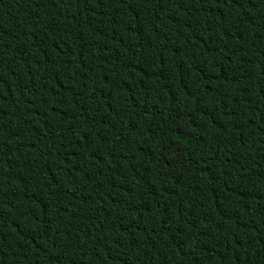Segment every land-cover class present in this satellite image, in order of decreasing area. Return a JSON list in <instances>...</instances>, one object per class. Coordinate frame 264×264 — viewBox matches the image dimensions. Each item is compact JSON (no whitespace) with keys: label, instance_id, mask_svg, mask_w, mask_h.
<instances>
[{"label":"trees","instance_id":"trees-1","mask_svg":"<svg viewBox=\"0 0 264 264\" xmlns=\"http://www.w3.org/2000/svg\"><path fill=\"white\" fill-rule=\"evenodd\" d=\"M0 264H264V0H0Z\"/></svg>","mask_w":264,"mask_h":264}]
</instances>
